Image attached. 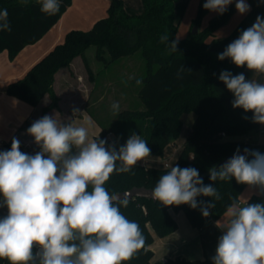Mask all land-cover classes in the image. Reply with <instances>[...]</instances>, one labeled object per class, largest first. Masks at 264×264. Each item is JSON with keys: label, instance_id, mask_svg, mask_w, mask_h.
Segmentation results:
<instances>
[{"label": "clouds", "instance_id": "9594fccd", "mask_svg": "<svg viewBox=\"0 0 264 264\" xmlns=\"http://www.w3.org/2000/svg\"><path fill=\"white\" fill-rule=\"evenodd\" d=\"M38 2L42 13L59 12L60 0ZM232 3L205 0L203 8L222 15ZM235 8L241 15L250 11L246 0H236ZM5 31H11L7 9L0 10V32ZM165 41L168 34L161 37ZM177 43H171L173 51ZM217 58L264 74V17L257 16ZM218 78L233 94L232 107L251 112L253 123L264 124V83L227 70ZM111 109L118 114L119 103ZM85 119L92 124L90 117ZM26 132L39 147L34 155L22 152L15 137L9 150L0 151V208L7 209L0 217V259L8 264H126L145 249L139 224L120 210L128 207L129 199L105 187L113 173H129L150 156L145 139L133 134L117 150L106 140L89 139L87 127L61 124L49 115L35 120ZM239 151L219 168H211L210 180L234 178L264 196V153ZM198 196L222 198L211 184L204 185L193 167H171L152 189V198L164 206L187 204L196 209L201 206ZM201 204L202 215L208 217L214 201ZM224 215L228 219L212 264H264V202L233 198Z\"/></svg>", "mask_w": 264, "mask_h": 264}, {"label": "trees", "instance_id": "16d2710c", "mask_svg": "<svg viewBox=\"0 0 264 264\" xmlns=\"http://www.w3.org/2000/svg\"><path fill=\"white\" fill-rule=\"evenodd\" d=\"M72 1L60 0L59 12L50 16L41 12L38 0H0V10L7 9L11 27L10 32H0V53L7 50L11 59L16 58L24 47L40 40L60 20ZM178 1L143 0V11L130 14L125 9L124 0H110L107 17L97 20L88 30L69 31L62 43L42 57L23 77L6 87L9 95L33 106L48 95L50 101L43 107V117L49 110L59 108L54 81L61 68L69 66L76 56H81L93 75L86 56L89 47L94 45L97 48V56L105 59L106 65L127 56L132 57L140 51L144 67L140 75L131 78L135 84L137 79L142 81L141 85L136 84L137 106L121 109L114 119L108 121L95 117L87 108L101 128L95 139L106 140L108 145H115L118 150L131 135L136 134L147 141L151 155H163L165 147L173 143L181 132L182 114H196L191 132L182 145L176 163L171 167L196 168L204 185L211 184L222 198L216 201L214 197H197L201 206V202L206 204L214 201L215 208L208 209V217L202 215L201 206L196 209L187 204L164 206L156 200L139 196L129 199L128 207H121L120 210L129 220L139 224L146 244L145 249L126 264H212L208 258L188 259L182 255L153 261L155 253L151 245L155 236L163 238L178 229L173 212L183 211L191 225L200 230L224 215L233 198L241 200L247 185L236 183L234 178L213 182L209 170L237 149L257 147L260 153H264V144L230 139L248 134L259 124L252 122L251 112L245 113L241 108L232 107L233 94L218 78L224 70L233 75L243 73L246 66L238 68L230 59L221 61L217 58L243 30L253 25L257 16L264 17V3L261 0H248L250 12L229 35L216 39V31L227 23L235 8L229 7L222 15L211 18L198 33L191 31L189 36L179 38V21L176 17ZM204 2L199 1L192 27H201L203 18L210 12L203 8ZM165 34H168V41L162 43L161 37ZM173 41H178L176 51L171 47ZM31 124L27 122L21 128H28ZM109 134H113L114 138L109 139ZM11 142L1 146L0 151L9 150ZM29 149L20 143L22 152L30 154ZM171 167L139 162L129 173H113L105 187L110 193L135 186L154 188L160 176ZM247 202H264V196L253 194ZM4 215L0 212V217ZM0 264H8V261L0 259Z\"/></svg>", "mask_w": 264, "mask_h": 264}, {"label": "crops", "instance_id": "0c3cea01", "mask_svg": "<svg viewBox=\"0 0 264 264\" xmlns=\"http://www.w3.org/2000/svg\"><path fill=\"white\" fill-rule=\"evenodd\" d=\"M183 1L185 2L186 6L187 0ZM194 1H198L197 6H199L200 0ZM178 2L176 3V17ZM246 2L249 4L248 0H246ZM235 3L236 0H233V3L229 5L228 8H235ZM124 4L125 9L130 14H140L144 9L143 0H124ZM109 6L110 0H73L71 5L61 16L60 20L40 40L24 47L16 56V58L11 59L7 50H3L0 53V147L15 137L21 144L25 146V148L38 149V145L35 144L34 138L27 134V128L22 129L21 126L27 122L33 123L35 120L41 118L43 107L46 106L50 101L49 96L45 95L38 105L33 106L25 100L9 95L6 92L7 85L10 82L23 77L25 73L42 57L51 51L57 44L62 43L69 31L73 29L88 30L97 20L107 17ZM249 12L241 15L235 8L234 13L231 15L227 23L216 31L214 38L219 39L229 35ZM217 15V12L210 11L203 18L200 28H203L204 25H207L209 20ZM204 19L207 20H205L206 24L203 23ZM61 74L65 76L70 75V73H67V70L61 68L56 73L54 82L59 81ZM69 79H71L70 76L68 80ZM76 82H80V80L77 79ZM94 82H96V79ZM56 91H59L60 93L58 92V94L61 95L60 90ZM87 112V110H82L78 115H75V117H70V119H66L65 114H62L60 111H58V109L48 111L47 115L52 117L56 115L55 118L58 123L68 124L74 123L78 117H82L83 114H86ZM86 115H89L87 117H90L91 120L93 119L90 114ZM100 129L101 128L97 123V128L96 126L95 129L92 128V133L89 135V139H91L90 137L95 139V136L100 132ZM230 139L245 140L253 144H264V139L257 141L254 138H250V135L246 134L233 136L230 137ZM144 161H141L140 163H143ZM152 164L153 166L159 165L155 164L154 162L145 165ZM166 164H168V167L174 165L170 164L168 161H165L159 166L167 167ZM252 190L253 191L247 194L245 197L243 195L246 192L243 190L241 199L244 197V201L247 202L253 194H258L256 189ZM0 212L6 215L7 209L0 208ZM173 214L178 222V229L163 238L155 236V241L151 245V248L155 253L153 261L165 259L166 257H176L177 255H182L188 259L208 258L211 260V257L215 254L218 238L220 235H222V228L227 222L228 218L225 215H222L220 218L212 220L209 226L200 230L191 225L189 219L183 211L173 212ZM217 221H219L218 226L216 223Z\"/></svg>", "mask_w": 264, "mask_h": 264}, {"label": "rangeland", "instance_id": "374dc122", "mask_svg": "<svg viewBox=\"0 0 264 264\" xmlns=\"http://www.w3.org/2000/svg\"><path fill=\"white\" fill-rule=\"evenodd\" d=\"M197 5L198 1L187 0V5L185 6V2L179 0L177 7V20L179 21L177 36L179 38L189 36L193 30L194 27H192L191 21L196 18L198 11ZM205 20L206 19H204L203 22L204 24H206ZM86 56L93 75L90 74L81 56H76L69 66L63 67L70 75L65 76L61 74L59 81L54 82V90L59 98V108L54 109H58L62 114H65L66 119H70V117H75V115H78L82 110H87L88 108L94 113L95 117L103 121H108L115 117L111 109V105L114 102L119 103L120 110L126 107H136L138 104L135 92L136 84L131 78L140 75L144 67V61L140 51L135 52L132 57L127 56L114 64L107 65L105 59H100V57L97 56V48L94 45L86 50ZM106 56L107 55H105V58L108 57ZM243 74L246 79L264 83V74L250 71L247 67H245ZM69 76L71 79L68 80ZM77 79H79L80 82H76ZM95 79L96 82H94ZM56 90H60L61 95H59V91ZM95 99H98V101L95 102ZM90 113L91 112L88 111L86 114ZM86 114L84 113L82 117H76L77 119L72 124L75 126L87 127L89 135H91L92 128L95 129V126L97 128V121L93 117V125H88L85 118L89 115ZM55 116L56 115L53 117L55 118ZM90 116L92 115L90 114ZM195 117L196 114L194 112L183 113V126L178 138L165 147L163 155L150 154L147 158L149 160L146 159L143 163L151 164L154 162L155 164L162 165L165 161H168L170 164H174L181 152L184 140L190 134ZM262 129H264V124H259L246 135H250V138H254L257 141L264 139ZM90 138L93 139V137ZM108 138L113 139L114 135L109 134ZM244 190L246 192L243 195L244 197L253 191L249 187H246ZM244 197H242L241 200L244 201Z\"/></svg>", "mask_w": 264, "mask_h": 264}, {"label": "water", "instance_id": "95a60500", "mask_svg": "<svg viewBox=\"0 0 264 264\" xmlns=\"http://www.w3.org/2000/svg\"><path fill=\"white\" fill-rule=\"evenodd\" d=\"M200 30V27L198 25L194 26L193 30H192V33L196 34L198 33ZM250 151H259V148L257 147H253V148H250L249 149ZM236 153V152H234ZM234 153L226 156L224 159H222L215 167L216 168H219L222 164H224L225 162H227L230 158H232V156L234 155ZM239 154L240 155H244V150H240L239 151ZM250 157V156H249ZM152 189L153 188H147L145 186H141V187H133L129 190H125V191H122V192H118V193H115L117 194L118 196H121V197H127L128 199H131L133 197H145V198H149V199H153L152 198ZM154 200V199H153Z\"/></svg>", "mask_w": 264, "mask_h": 264}, {"label": "built area", "instance_id": "2783aa9c", "mask_svg": "<svg viewBox=\"0 0 264 264\" xmlns=\"http://www.w3.org/2000/svg\"><path fill=\"white\" fill-rule=\"evenodd\" d=\"M262 133H264V130H262ZM37 151H39V149H29V153L31 155H34ZM168 166V164H166ZM242 202H244L243 200H241Z\"/></svg>", "mask_w": 264, "mask_h": 264}]
</instances>
